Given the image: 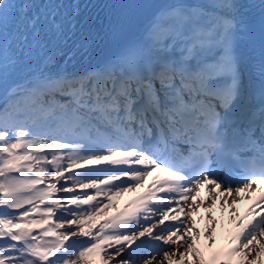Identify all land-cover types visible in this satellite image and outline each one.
<instances>
[{
	"label": "snow or ice",
	"instance_id": "snow-or-ice-1",
	"mask_svg": "<svg viewBox=\"0 0 264 264\" xmlns=\"http://www.w3.org/2000/svg\"><path fill=\"white\" fill-rule=\"evenodd\" d=\"M0 264H264V0H0Z\"/></svg>",
	"mask_w": 264,
	"mask_h": 264
},
{
	"label": "bare ground",
	"instance_id": "bare-ground-1",
	"mask_svg": "<svg viewBox=\"0 0 264 264\" xmlns=\"http://www.w3.org/2000/svg\"><path fill=\"white\" fill-rule=\"evenodd\" d=\"M129 194H130V193H129ZM127 195H128V194H126L123 198H121L118 204H121L122 201L124 200V198H125ZM207 195H208V193H207V189H205V190L202 189V190H201V196L207 198ZM118 204H117V205H118ZM247 205H248V202L246 201V202H244V203H242V204L237 205V207L239 208L240 212L243 213V212H245V210H246V208H247ZM203 213H206V212H205V209H204V208H201V209L199 210V213H198L197 217H196V219H197V221H198V227H200V228H202V229H203L204 226H205V225H202L201 222H200V218H201V215L203 216ZM213 214H214L216 217H217V216H220V217L223 218V220H222V226L224 227V230H225V233H226V229H227V227L229 226V215H230V213H229L228 211H224V210H222V209L220 208V204H219V202H217V207H216V209L214 210V213H213ZM218 234H219V230H218ZM222 243H223L222 241L218 240V244H219V245H222Z\"/></svg>",
	"mask_w": 264,
	"mask_h": 264
}]
</instances>
